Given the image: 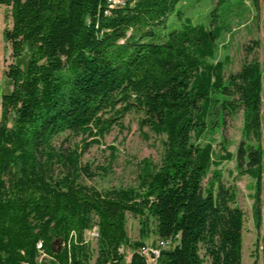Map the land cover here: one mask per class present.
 <instances>
[{
	"label": "trees",
	"instance_id": "trees-1",
	"mask_svg": "<svg viewBox=\"0 0 264 264\" xmlns=\"http://www.w3.org/2000/svg\"><path fill=\"white\" fill-rule=\"evenodd\" d=\"M179 1L0 0L9 8L3 35L12 58L3 71L11 90L0 97V264H91L84 232L93 226L94 264H147L138 252L144 243L129 241L126 213L170 242L157 264L242 263L244 212L218 166L233 159L259 193L264 41L262 61L254 40L245 47L250 58L224 78V62L210 60L224 27L194 24L182 11L172 27ZM24 51L22 67L15 59ZM239 111L242 138L235 152L222 141L215 159L204 137ZM130 112L140 128L165 136L159 163L141 167L137 188L83 183L93 176L80 163L83 149ZM65 133L89 141L81 151L63 147ZM254 218L259 227L257 207ZM261 243L264 264V232ZM123 245L133 250L128 262Z\"/></svg>",
	"mask_w": 264,
	"mask_h": 264
},
{
	"label": "rangeland",
	"instance_id": "rangeland-1",
	"mask_svg": "<svg viewBox=\"0 0 264 264\" xmlns=\"http://www.w3.org/2000/svg\"><path fill=\"white\" fill-rule=\"evenodd\" d=\"M176 11H182L184 17L191 19L194 24L209 26L214 22L224 27L221 37L216 41L213 58L215 62H224V78L228 74L236 72L245 59L246 46H253V41L258 40L259 46L254 47V53L259 61L263 59L262 45L264 41V0H180L176 5L175 12L169 17L172 27L178 25ZM9 8L0 4V44L4 45L3 31L10 26ZM215 20V21H214ZM3 47V46H2ZM7 45L2 48V59L0 62V97L2 93L11 90V81L4 77L3 71L12 61ZM28 54L26 51L15 59V62L24 67ZM3 68V69H2ZM139 116L130 112L121 119V125L113 126L97 143L83 149L80 157L82 166H88V171L93 176H83L81 181L92 185L98 190L111 187H133L138 186V173L144 164H158L162 155V142L164 135H158L147 127L140 128ZM242 138V113L237 112L233 116H226L224 124L215 129L214 133L204 137L210 140L213 146L214 158L222 154V141L227 150L235 152L236 145ZM89 139L82 135H60L57 144L63 147H77L81 151L83 145ZM211 167L203 179V185L211 178ZM220 170V181L225 186H234L236 192V203L244 212V227L242 232V263L261 264V237L264 232V174L260 181L259 193L255 179L248 175H238L235 169V161H223L218 166ZM258 193V202L255 197ZM260 211L261 223L256 226L254 208ZM141 218L126 213V232L130 243L141 241L145 245H154L158 239L153 232V223L144 226ZM96 226L85 230L84 239L87 242L91 258L94 264L97 255V239L92 236ZM59 246L58 243H56ZM259 245V248L258 246ZM257 248V249H256ZM124 261L128 262L133 250L128 245L119 249ZM45 255H39L41 260Z\"/></svg>",
	"mask_w": 264,
	"mask_h": 264
},
{
	"label": "built area",
	"instance_id": "built-area-1",
	"mask_svg": "<svg viewBox=\"0 0 264 264\" xmlns=\"http://www.w3.org/2000/svg\"><path fill=\"white\" fill-rule=\"evenodd\" d=\"M110 3V7L121 5L123 4V0H108ZM92 236L94 238H97L98 231L97 229L92 232ZM169 241H160L158 240L156 244L154 245H143L138 250L139 254H141L144 258L147 264H157V258L160 254L161 248H165L169 246ZM38 249L40 250L41 255H45L41 250V243H38L37 245Z\"/></svg>",
	"mask_w": 264,
	"mask_h": 264
},
{
	"label": "crops",
	"instance_id": "crops-1",
	"mask_svg": "<svg viewBox=\"0 0 264 264\" xmlns=\"http://www.w3.org/2000/svg\"><path fill=\"white\" fill-rule=\"evenodd\" d=\"M6 45H7L6 42L4 43V45H1V44H0V62H1L2 54H3V53H2V48H3L4 46H6ZM2 46H3V47H2ZM7 50L10 51L9 48H8ZM2 69H3V68H2Z\"/></svg>",
	"mask_w": 264,
	"mask_h": 264
},
{
	"label": "water",
	"instance_id": "water-1",
	"mask_svg": "<svg viewBox=\"0 0 264 264\" xmlns=\"http://www.w3.org/2000/svg\"><path fill=\"white\" fill-rule=\"evenodd\" d=\"M57 243L59 244V243H60V241L58 240V241H57Z\"/></svg>",
	"mask_w": 264,
	"mask_h": 264
}]
</instances>
